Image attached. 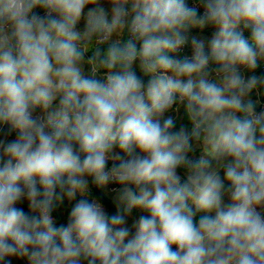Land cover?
Instances as JSON below:
<instances>
[{
    "label": "clouds",
    "instance_id": "obj_1",
    "mask_svg": "<svg viewBox=\"0 0 264 264\" xmlns=\"http://www.w3.org/2000/svg\"><path fill=\"white\" fill-rule=\"evenodd\" d=\"M0 264H264V0H0Z\"/></svg>",
    "mask_w": 264,
    "mask_h": 264
},
{
    "label": "crops",
    "instance_id": "obj_2",
    "mask_svg": "<svg viewBox=\"0 0 264 264\" xmlns=\"http://www.w3.org/2000/svg\"><path fill=\"white\" fill-rule=\"evenodd\" d=\"M209 31H210V29H209ZM206 32H207V31H206ZM194 35H197L199 38H205V39H207L211 34H206L205 36H200V35H198V33H196V34H194ZM65 217H66V213L60 215V216L58 217V219H59L61 222H63L64 219H65Z\"/></svg>",
    "mask_w": 264,
    "mask_h": 264
},
{
    "label": "rangeland",
    "instance_id": "obj_3",
    "mask_svg": "<svg viewBox=\"0 0 264 264\" xmlns=\"http://www.w3.org/2000/svg\"><path fill=\"white\" fill-rule=\"evenodd\" d=\"M196 33H198V35H200V36H205L206 34H211V29H210V31L207 30V32L204 31L202 34H200L199 32H196ZM196 33H193V35L196 34ZM188 51H189V50H188Z\"/></svg>",
    "mask_w": 264,
    "mask_h": 264
},
{
    "label": "water",
    "instance_id": "obj_4",
    "mask_svg": "<svg viewBox=\"0 0 264 264\" xmlns=\"http://www.w3.org/2000/svg\"><path fill=\"white\" fill-rule=\"evenodd\" d=\"M207 30H209V28H206L204 31H207ZM196 32H198V31H194L193 33H196Z\"/></svg>",
    "mask_w": 264,
    "mask_h": 264
},
{
    "label": "built area",
    "instance_id": "obj_5",
    "mask_svg": "<svg viewBox=\"0 0 264 264\" xmlns=\"http://www.w3.org/2000/svg\"><path fill=\"white\" fill-rule=\"evenodd\" d=\"M185 52H188V49H185Z\"/></svg>",
    "mask_w": 264,
    "mask_h": 264
}]
</instances>
